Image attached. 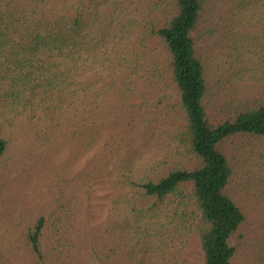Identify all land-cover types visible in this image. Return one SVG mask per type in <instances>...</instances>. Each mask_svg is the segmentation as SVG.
I'll return each instance as SVG.
<instances>
[{
  "label": "trees",
  "instance_id": "16d2710c",
  "mask_svg": "<svg viewBox=\"0 0 264 264\" xmlns=\"http://www.w3.org/2000/svg\"><path fill=\"white\" fill-rule=\"evenodd\" d=\"M207 3L0 0V159L9 144L4 123L26 119L54 129L72 114L85 130L79 144L87 150L89 129L99 128L100 135L120 102L169 82L177 109L142 112L134 120L139 133L164 139L165 147L153 156L132 149L124 160L117 182L127 204L122 223L149 250L195 234L204 264H234L232 242L246 217L231 196L226 145L264 138V96L231 114L229 103L221 120L210 116L211 64L198 41ZM242 4L252 10L257 0ZM235 72L232 67L226 78ZM44 227L40 218L28 235L36 264H47Z\"/></svg>",
  "mask_w": 264,
  "mask_h": 264
},
{
  "label": "rangeland",
  "instance_id": "374dc122",
  "mask_svg": "<svg viewBox=\"0 0 264 264\" xmlns=\"http://www.w3.org/2000/svg\"><path fill=\"white\" fill-rule=\"evenodd\" d=\"M207 1L198 41L211 64L209 113L221 120L229 103L227 114L264 96V3L257 0L247 10L242 0ZM232 67L235 77L228 80ZM145 89L116 106L100 135L99 128L89 129L87 150L79 144L85 130L72 114L54 129L26 119L4 123L9 144L0 159V264L37 263L27 241L40 218L47 264H204L197 235L149 250L122 223L127 204L117 182L124 160L132 149L153 156L165 147L164 139L139 133L134 120L142 112L177 109L169 82ZM226 151L233 165L231 196L246 217L232 242L234 264H264V138L230 140Z\"/></svg>",
  "mask_w": 264,
  "mask_h": 264
}]
</instances>
